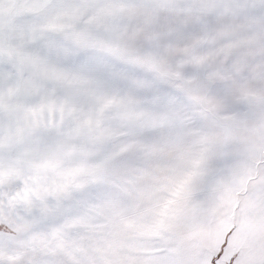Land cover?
<instances>
[{
  "label": "snow or ice",
  "instance_id": "1",
  "mask_svg": "<svg viewBox=\"0 0 264 264\" xmlns=\"http://www.w3.org/2000/svg\"><path fill=\"white\" fill-rule=\"evenodd\" d=\"M0 264H264V0H0Z\"/></svg>",
  "mask_w": 264,
  "mask_h": 264
}]
</instances>
